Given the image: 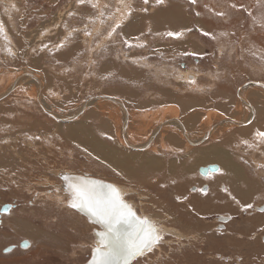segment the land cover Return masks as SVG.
Masks as SVG:
<instances>
[{
	"label": "rangeland",
	"instance_id": "obj_1",
	"mask_svg": "<svg viewBox=\"0 0 264 264\" xmlns=\"http://www.w3.org/2000/svg\"><path fill=\"white\" fill-rule=\"evenodd\" d=\"M162 10L167 11L157 14ZM184 11L191 22L187 29L170 31L182 35L154 33L153 16L159 24L167 23L157 29L174 30L186 25ZM174 21L178 22L171 25ZM131 23L141 25L130 27ZM0 28V209L7 203L13 206L1 215L0 264L87 261L97 226L67 205L56 175L64 170L123 186V197L162 227V242L133 264H166L164 254L172 257L182 250L198 254L193 264H218L211 260L222 257L215 255L211 242L222 234L215 231L211 211L201 212L205 217L199 219L194 208L198 193L212 205L216 191L199 188L213 183L198 174V167L211 162L204 159L213 144L227 141L226 151L235 165L222 164L225 175H217V180L227 188L238 187L233 194L243 193L245 199L249 191L251 207L241 213L234 208L221 212L245 217L260 211L264 138L256 133L264 132V118L244 140L232 131L245 127V115L251 118L240 94L264 113V87L253 83H264V0H0ZM27 75L38 76L42 87ZM173 112L183 120L187 143L178 134L180 126L168 118ZM189 116L193 121L187 127ZM230 117L232 124H217ZM208 133L199 144L189 143ZM171 138L176 141L171 143ZM130 143L145 144L131 148ZM149 155L154 159L151 180L137 181L145 175ZM118 165L122 169L116 173L121 175L114 174ZM162 171L166 178L157 179ZM244 176L251 185L242 182ZM154 181L179 185L180 190L168 193L190 219L179 209L163 206L166 196ZM197 222L198 229L193 227ZM250 223L254 232L256 219ZM262 232L264 228L248 241L259 239ZM23 240L30 242L27 248L20 247ZM10 245L15 248L4 252ZM182 258L168 260L179 264Z\"/></svg>",
	"mask_w": 264,
	"mask_h": 264
},
{
	"label": "snow or ice",
	"instance_id": "obj_2",
	"mask_svg": "<svg viewBox=\"0 0 264 264\" xmlns=\"http://www.w3.org/2000/svg\"><path fill=\"white\" fill-rule=\"evenodd\" d=\"M162 2L163 0H157V3ZM168 35L179 37L182 33L170 32ZM256 135L264 138V132L258 131ZM64 179L69 181L71 188V206L87 209L109 229L102 234L101 247L96 249L98 259L93 264H118L121 259L123 264H127L128 257L142 254L146 249L150 250L162 239L159 229L152 222L138 217L131 206L122 200L119 190L114 186L87 180L74 184L69 177L65 176ZM123 225L132 227V231L122 233Z\"/></svg>",
	"mask_w": 264,
	"mask_h": 264
},
{
	"label": "flooded vegetation",
	"instance_id": "obj_3",
	"mask_svg": "<svg viewBox=\"0 0 264 264\" xmlns=\"http://www.w3.org/2000/svg\"><path fill=\"white\" fill-rule=\"evenodd\" d=\"M221 170L218 169L217 171L213 172L210 169H207L205 170V172H201L199 169L198 171V174L201 177L202 176L206 178L210 177L211 178L210 181L211 183H213L212 185L210 183L203 184L199 188H201L203 191L207 189H209L208 191L210 190L212 191V188L215 189L216 193H214L211 198L212 205H210V209H211L212 215L210 216L214 218L213 223L215 226V231L222 234L220 237L218 236L217 238L215 237V239H217L220 242L222 241L224 244H227L226 248H224L223 250H219L221 251V253H216V255L219 254L222 258H218L217 256L214 260H211V261L218 262V264H264V232H262L259 236V242L261 241L263 243L262 244L260 242L259 244L260 248H253V246L250 247L249 245L252 242H248L249 237L244 234L242 235V231H250V229L253 227L252 226L253 224L250 223L251 219H256L257 225L259 224L258 222L262 224V226L256 225L254 227V230H255L254 233L264 228V214L260 220L258 218V215L260 213H264V204L259 207L260 208V211H258L259 214L256 213V214L247 215L244 217L242 214L241 215L232 214V212L231 214L222 213L221 211L224 209L232 210L233 208L236 209L239 213H241V210L247 208L249 203H248V196H247V201L243 202V205H238V203L233 202L232 200V198H234L233 188L238 189V187L229 185V187L227 188L225 187V184L223 182L221 181L219 182L217 180V175L219 176L222 175L221 177L218 176L220 179H222V177L225 175V174H222L223 171ZM194 187L195 186L191 188L193 189ZM227 190H229V193H226ZM242 197L245 199V195H243ZM255 215L256 217L248 219L249 217H253ZM243 221H244V225L242 226L241 223ZM245 223H249L247 228L245 227ZM223 234H228V236H225ZM226 238L227 240L240 239L244 241V245L242 246L240 250L236 251V249L234 248V245L231 244L232 242L231 241L230 243L227 242ZM164 245H166V243ZM255 249H257V253H258V255L256 256L255 254H253ZM164 256H166L165 263L170 264L169 262H172V259L170 261L168 260V258H173L174 256H178L179 258H182L183 250L181 253H176L172 255V257L170 254H164ZM184 260L185 259L182 258V261H180L179 264H184L185 263Z\"/></svg>",
	"mask_w": 264,
	"mask_h": 264
},
{
	"label": "crops",
	"instance_id": "obj_4",
	"mask_svg": "<svg viewBox=\"0 0 264 264\" xmlns=\"http://www.w3.org/2000/svg\"><path fill=\"white\" fill-rule=\"evenodd\" d=\"M172 7H179V6H175V5H173ZM171 7V8H172ZM180 8V7H179ZM181 9V8H180ZM167 10H170V8L169 9H167ZM167 10H164V11H167ZM163 10L162 11H160V12H158L157 14H159V13H161V12H164ZM181 11H183V10H181ZM184 14L186 15V18H185V20H183V21H185L184 23L186 24L185 26H182V25H178V27H176L174 30H170L169 28H162V29H157V27L159 26V25H163V24H167L166 22H164L163 24H159V22H158V19L156 18V17H154L153 16V18H154V20H155V22H154V25H151V27L153 26V28H154V33L155 34H160V35H166L165 33H167V32H170V31H172V32H177V31H180L181 29H183L184 27L187 29V27L189 26V24L191 23H189L188 22V20H187V14L185 13V11H184ZM164 16V15H163ZM162 16V17H163ZM143 24V23H142ZM201 24V23H200ZM134 25H141V24H133V23H131L130 24V27H133ZM192 25V24H191ZM199 25V24H198ZM200 27H202L201 25H199ZM182 27V28H181ZM205 30L207 31V32H212V29L211 28H205ZM227 91H229V89H226ZM182 111H186V105H184V104H182ZM174 113V112H173ZM172 113V114H173ZM171 115V114H170ZM169 117V116H168ZM236 119V118H235ZM238 120V119H237ZM192 121H193V118L191 117V116H189V118L187 119V127H189V124L190 123H192ZM182 122H183V120H182ZM189 129V128H188ZM232 134L233 135H235V134H241L240 133V131H232ZM249 136V131H247L246 133H245V138H247ZM134 142V141H133ZM235 142V141H234ZM131 144V143H130ZM145 143H143V144H138V145H133V144H131V148H134V147H140V146H143ZM100 147H104L105 148V146L103 145V144H100L99 145ZM233 148V147H232ZM228 149H230V148H228ZM232 152V151H231ZM229 155H230V151H222V152H220L219 154L218 153H216V155H215V157H216V160H220L221 161V163L219 164V162L217 161V163L216 162H213V163H210V164H218L219 165V169L221 170V169H223V167L225 166V168H226V165H227V162L229 161L231 164H234L235 165V163L233 162V159H231L230 160V158H229ZM224 166H223V165ZM207 165H209V164H207ZM207 165H205V166H207ZM229 167V166H228ZM151 172H152V168H150V167H148L147 166V169H146V171H145V175H144V177H140V178H138L137 179V181H139V179H141V181L144 179V180H149L150 179V175H151ZM239 173H241V175H242V171L241 170H239L238 171V174ZM119 173L117 172L116 173V175H118ZM119 175H121V174H119ZM159 177L157 176V179H158ZM159 179H161V178H159ZM162 179H164V178H162ZM246 179H247V177L246 176H244L243 177V179H242V182L244 183V180H245V183L246 184H248L247 182H246ZM151 180V179H150ZM163 182V181H162ZM141 184H143L144 185V187L146 186L145 185V183H141ZM152 184H158L159 186H160V192H162V194L164 195V196H166V205H163V206H165V207H169V208H172V209H179V212H181L182 214H183V216H184V218H186V219H190V217L189 216H185L184 215V212H182L181 210H180V207H177L176 206V202H177V200L178 199H171L170 197V195H169V193L168 192H170V190H172L173 192H176L178 189L180 190V187H179V185L177 184V185H173V186H171V187H167L166 185L164 186L163 185V183L161 184V182H159V181H154V182H152ZM148 185V184H147ZM150 186H151V184H149ZM250 185H251V182H250ZM146 188V187H145ZM195 188V187H194ZM242 191H243V189H242ZM246 191V190H245ZM244 191V192H245ZM180 192V191H179ZM248 192V191H247ZM180 194V193H179ZM194 195H197V194H195L194 193ZM198 195H199V197L200 198H202V199H199V197L197 198V197H195L194 198V201L196 202V205L194 206V208H195V210H196V213L198 214L197 215V217L199 218V219H201L203 216H205V215H203V214H201V212H205V213H208L209 211H211V209H210V205H208V204H206L205 203V201H206V198L207 197H201L200 196V193H198ZM239 195H241V196H239ZM242 195H244L243 193H241V194H236V195H234V198H232V200H233V202L234 203H238V205H243V202H245V201H247V199L246 200H244V198L242 197ZM175 196V195H174ZM177 197V196H176ZM170 202H172L173 203V205H174V207H172L171 206V204H169ZM205 208H208L207 210H204ZM193 215H195L194 213H193ZM196 216V215H195ZM193 227H197L196 229H198L199 228V225H198V222L196 223V226H193ZM251 230V229H250ZM243 232V234L244 235H246V236H251V234L252 235H255V234H253L254 232H252V231H242ZM228 239H230V238H228ZM253 241V245H251V246H253V248H260L259 247V244H260V242H259V239H258V237H256L255 236V238H253L252 239ZM226 241L227 242H229L230 243V241L232 242L231 244H233L234 245V248H237V250L238 249H241L242 248V246L244 245V241H241V244H243L242 246H240V244L238 243V242H236L235 241V239H232V240H227V238H226ZM239 241V240H238ZM240 242V241H239ZM248 242H250V241H248ZM214 246V248L213 249H215V250H217L216 252H215V255H216V253H218V252H220L219 250H223L224 249V247L226 248L227 247V244H224L222 241L220 242V241H214V242H211V246ZM250 246V247H251ZM202 253H205L206 251H201ZM208 252V251H207ZM208 253H210V252H208ZM207 253V254H208ZM257 253V249H255V254ZM197 254V253H196ZM207 254H204L205 255V257L207 258V257H209V255H207ZM198 254H197V256H190L188 253H185V254H183V258L186 260V262H187V264H193V263H195L197 260H199L198 258Z\"/></svg>",
	"mask_w": 264,
	"mask_h": 264
},
{
	"label": "water",
	"instance_id": "obj_5",
	"mask_svg": "<svg viewBox=\"0 0 264 264\" xmlns=\"http://www.w3.org/2000/svg\"><path fill=\"white\" fill-rule=\"evenodd\" d=\"M112 99V98H111ZM207 169H210L211 171L215 172L219 169V165L218 164H209L207 166H202L200 167V171L201 172H205V170ZM56 175L60 178V187L63 189V191L67 194V205L69 207H71L72 209L76 210L79 214L83 215L86 217L87 221L90 223V224H94L96 225L98 228H94L92 233H93V245L91 246V252H90V256L89 258L87 259V261L84 263V264H93V261L95 259H98V255H97V251L96 249L98 247H101V239H102V234L103 233H106L109 231V229L107 228V226L100 222L98 220V218H96L95 216H93L92 214H90L87 209H81V208H73L71 206L72 204V195H71V188L69 187V181H66L64 179L65 176L69 177L70 178V181L71 183H74V184H78L80 183L82 180H87V181H97V182H101L105 185H112L114 186L115 188H117L121 194V198L122 200L131 206L132 210L136 213V215L142 219H146L150 222H152L160 231V235L164 236V231L162 229L161 226H159L155 220L153 218H151L148 214H141L139 213L135 207L131 204V201L125 199L123 197V191H122V188L111 182V181H108V180H105V179H102V178H98V177H94V176H91L89 174H76V173H72L70 171H56ZM12 208V204H4L2 205L1 209H0V222H1V215L2 214H5V213H8ZM132 231V227H129L128 225H123L121 227V232L122 233H130ZM162 242V239L160 240L159 243ZM158 243V244H159ZM20 247L22 248H27L29 245H30V242L28 240H23L22 242H20ZM157 244L154 245L150 250H145L142 254H139V255H136V256H132V257H128L127 258V264H133V262H135L138 258L148 254L149 252L153 251L155 248H156ZM15 248V245H10L8 247H6L3 251L4 252H9L11 250H13ZM118 264H123V260H119Z\"/></svg>",
	"mask_w": 264,
	"mask_h": 264
},
{
	"label": "bare ground",
	"instance_id": "obj_6",
	"mask_svg": "<svg viewBox=\"0 0 264 264\" xmlns=\"http://www.w3.org/2000/svg\"><path fill=\"white\" fill-rule=\"evenodd\" d=\"M176 22H178V21H174V22H172L171 23V25L172 24H174V23H176ZM176 25V24H175ZM187 76V75H186ZM185 76V77H186ZM27 77H29V78H33L34 80H35V82L36 83H38V87H42V82H41V80H40V78L38 77V76H36V75H34V76H32V75H27ZM22 79H25V77L23 76L22 78H18V80H17V82L16 83H20L21 81H22ZM16 83L14 82V83H11V87H10V89H12V88H15V86H16ZM252 83V82H251ZM255 85H259V86H262V87H264V83H260V82H253ZM248 85V84H247ZM246 85V86H247ZM250 85V84H249ZM38 90V89H37ZM133 90V89H132ZM157 91V90H156ZM168 92H169V90H167ZM166 91V92H167ZM248 91V90H247ZM161 94V93H160ZM164 94V93H163ZM240 97H241V99H242V101L248 106V108H250L251 109V118H249V116H244V119L246 120L247 119V122H246V124L245 125H243V126H245V127H242V128H240V129H236V130H234V132L235 131H240V133L241 134H235V137L237 138V139H243V138H245V133L249 130V129H252L253 128V125L254 124H259L261 121H263V118H264V113H263V111L262 110H260V109H256L255 108V106L252 104V103H250L249 102V100H247L245 97H243L241 94H240ZM99 98H104V100H106V99H109V100H113L114 102H116V103H120L117 99H115V98H113V97H109V96H99ZM112 98V99H111ZM108 101V100H107ZM253 102V101H252ZM88 103V102H87ZM86 103V104H87ZM246 106V107H247ZM43 108L44 109H46V107L45 106H43ZM101 109V108H100ZM50 111V110H49ZM81 112V111H80ZM259 112H261V113H259ZM241 113V112H240ZM177 115V114H176ZM176 115H174V113L173 114H171L168 118H170V120L172 121L171 122V124H173V125H175L176 127H178V126H180V129L178 130L179 132H178V134H179V136L183 139V141L184 142H186L187 143V140H185V138L183 137V134H185L186 133V131H185V128H184V125H183V122H182V120L180 119V118H178ZM67 119V118H66ZM162 119V118H161ZM164 119V118H163ZM229 119V120H228ZM228 119H226V120H228V121H226V122H224L223 120L222 121H220V122H218L217 124H220L221 122V124L220 125H230L229 123H233L234 121H233V117H230V118H228ZM166 120V119H165ZM168 120V119H167ZM153 121V120H152ZM169 121V120H168ZM149 122V121H148ZM254 122V123H253ZM162 123V122H161ZM167 124H169V123H167ZM167 124H165V125H167ZM126 125H127V122H126ZM164 125V126H165ZM219 125V126H220ZM160 124L157 126V129L159 130V128H160ZM163 126V127H164ZM215 126H217V125H215ZM256 126V125H255ZM163 127L161 128V129H163ZM174 127V126H173ZM218 127V126H217ZM179 128V127H178ZM178 128H176V129H178ZM215 129V128H214ZM213 129V130H214ZM256 129V128H255ZM183 133V134H182ZM206 133V132H205ZM211 134V133H210ZM208 135H209V133L208 134H206L205 136H203L201 139L202 140H198V141H196V140H189V143L191 144V145H195V144H199V142H201V141H203V140H206L207 139V137H208ZM126 136V135H125ZM231 136V135H230ZM155 137V136H154ZM179 137V138H180ZM152 138H153V135H151V137L149 138V140L146 142V144H147V146L149 147L150 145H151V143L153 142L152 141ZM173 138V137H172ZM171 138V140H170V142L171 143H173L174 142V140L176 141V139L174 138V139H172ZM169 140V139H168ZM244 140V139H243ZM180 141V140H179ZM219 142V141H218ZM235 143L236 142H234L233 143V145H232V147L234 148L236 145H235ZM179 144V143H178ZM258 144V143H257ZM100 144H98V146H99ZM168 146V145H167ZM170 146H172V145H170ZM229 146V144L227 143V141H225V142H222V146L221 145H219V144H217L216 143V145H214L213 144V146H212V150H206V151H209V154H211V155H209V156H207L204 160H208V159H210V161L211 162H209L208 164H210V163H213V162H215V161H212V159H215L216 160V157H215V155H216V153H220V152H222V151H226L227 150V148H229L228 147ZM257 146V145H256ZM180 147V146H179ZM80 148V147H79ZM156 148V147H155ZM165 148V147H164ZM204 148V147H203ZM256 148V147H255ZM143 149V148H142ZM142 149H140V150H142ZM165 150V149H164ZM201 150V149H200ZM245 150V149H244ZM144 151V150H143ZM204 152H205V148H204V150H203ZM150 152V151H149ZM119 153V152H118ZM155 153V152H154ZM108 154H110V153H108ZM159 155V154H158ZM162 155V154H161ZM208 155V154H207ZM151 155H149V158H148V156H146V158L147 159H145L146 161H147V166L148 167H150L151 168V162H153L154 161V159L152 158V157H150ZM206 156V155H205ZM166 158V157H165ZM129 161V160H128ZM162 161V160H161ZM163 162L164 161H162V164H163ZM156 164H159V163H156ZM123 165V164H122ZM160 165H161V163H160ZM124 166V165H123ZM203 166H205V165H203ZM157 167V166H156ZM200 167H201V165L198 167V170L200 169ZM122 169V167L120 166V165H118V166H114V174L116 175V171H119V170H121ZM161 169H163V168H161L160 167V169L159 170H161ZM164 170V169H163ZM161 175L160 176H158L159 178H164L165 177V175L163 174L164 172L162 171V172H159ZM168 173V172H167ZM185 175V174H184ZM172 177V176H171ZM175 177V176H174ZM178 177V176H177ZM183 177V176H182ZM166 178V177H165ZM176 178V177H175ZM184 178V177H183ZM246 182L248 183V185H250V182L251 181H249V179L247 178L246 179ZM121 187V186H120ZM123 187V186H122ZM121 187V188H122ZM251 189V188H250ZM122 191L125 193V189H123L122 188ZM249 192V191H248ZM248 192H246L247 193V196H248ZM128 193V192H127ZM252 193V191L249 193V195ZM125 196V195H124ZM50 198V197H49ZM13 207V206H12ZM263 217V216H262ZM98 228V227H97Z\"/></svg>",
	"mask_w": 264,
	"mask_h": 264
}]
</instances>
